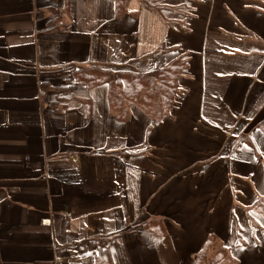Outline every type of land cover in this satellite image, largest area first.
Listing matches in <instances>:
<instances>
[{"label":"crops","instance_id":"obj_1","mask_svg":"<svg viewBox=\"0 0 264 264\" xmlns=\"http://www.w3.org/2000/svg\"><path fill=\"white\" fill-rule=\"evenodd\" d=\"M124 10L0 0V264H193L222 248V264H264V0ZM181 55L160 121L118 119L108 82L62 91L76 66L151 73Z\"/></svg>","mask_w":264,"mask_h":264},{"label":"trees","instance_id":"obj_2","mask_svg":"<svg viewBox=\"0 0 264 264\" xmlns=\"http://www.w3.org/2000/svg\"><path fill=\"white\" fill-rule=\"evenodd\" d=\"M129 0H116L118 12L124 13ZM55 16H52L51 25L58 19L56 26L50 30L58 29L62 24L59 12L51 8ZM55 18V19H54ZM188 59L181 55L168 63L162 69L151 73H138L132 71H115L101 66H76L73 68L68 86L63 88L64 93L73 91L75 87H93L99 83L108 82L109 103L117 114V118H128L130 106L142 109L152 121H160L173 107L183 72L187 68ZM46 89L47 86L45 85ZM264 130V120L259 123ZM255 207L264 214V198H260ZM208 246V245H207ZM207 249V248H206ZM206 250L201 253L193 264H222L230 256L227 248H222L220 254L214 258L206 259Z\"/></svg>","mask_w":264,"mask_h":264}]
</instances>
